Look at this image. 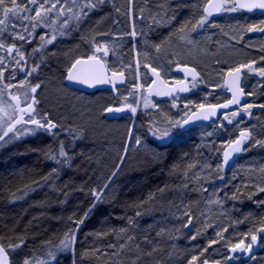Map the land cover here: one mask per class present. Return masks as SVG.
<instances>
[{
  "label": "trees",
  "instance_id": "trees-1",
  "mask_svg": "<svg viewBox=\"0 0 264 264\" xmlns=\"http://www.w3.org/2000/svg\"><path fill=\"white\" fill-rule=\"evenodd\" d=\"M85 2L77 0L73 13L81 15L79 5ZM202 5L203 0H104L91 10L84 8L88 14L81 15L79 21L69 19L72 14L59 18L55 13L49 14L46 25L38 26L31 35L25 31L27 42L16 39L12 29L22 24L31 30L34 21L13 19L0 35V43L5 45L0 49L5 66L3 81L11 73H16V80L22 79L36 67L31 74L33 79L48 76L56 78L59 84L64 82L61 78L67 71L68 50L58 48L54 54L41 47V36L46 39L54 34L86 46L121 37L125 40L122 54L132 61L141 54L142 42L132 39L131 12L135 29L139 32L147 26V41L154 38L155 44H163L171 32L182 28L180 16L197 13L201 19ZM152 17L155 21L150 25L148 19ZM13 43L25 57L20 65L16 64L19 57L15 51L11 55L6 51ZM46 96L54 114L62 116L69 109L64 98L53 100L50 93ZM74 117L76 125L62 126L61 133L23 138L0 153V243L9 246L24 242L10 255L13 264H22L24 259L34 260L35 264L50 261L48 251L58 247L65 234H71L73 243L69 249L58 252L51 264H187L186 248L182 249L183 256L176 254L179 242L189 243L183 241L188 236L183 225L186 216L174 210L188 196L183 191L186 175L201 162L197 140L191 137L157 143L151 138L150 117L138 116L146 131H136L145 137L144 145L148 144L149 149L144 145L135 148L134 142L124 157L128 121L90 117L83 112ZM61 143L68 159L57 163L50 157L58 153ZM122 158L123 163L113 176ZM222 173L227 174L223 170ZM93 190L104 191L100 202L92 195ZM237 199L243 216L237 228L218 244V252L213 255L205 254L212 245L205 242L208 238L204 233L198 242L202 249L194 255L198 264L208 261V256H226L230 244L247 240L255 230L264 227V208L247 203L241 196ZM193 200L188 196L186 202L193 205ZM192 215L196 217L195 213ZM80 220L83 223L77 228ZM209 239H214L212 233Z\"/></svg>",
  "mask_w": 264,
  "mask_h": 264
},
{
  "label": "rangeland",
  "instance_id": "rangeland-1",
  "mask_svg": "<svg viewBox=\"0 0 264 264\" xmlns=\"http://www.w3.org/2000/svg\"><path fill=\"white\" fill-rule=\"evenodd\" d=\"M207 1L203 0L202 10ZM17 2H20V0H17ZM28 6L33 7L32 5ZM32 14L34 15V13ZM0 16H2V13H0ZM199 16L197 13L184 17L180 16L182 28L171 32L163 44H155L154 38L147 41L145 35L149 31L147 26L141 27L139 32L135 29L131 12L132 39L135 43L139 40L142 42L141 54L132 61L122 54L125 40L121 37L115 36L113 39H109L110 41L103 40L102 43H92L90 46H86L81 41L75 42L58 38L54 34L46 38L56 37L51 44L43 46L53 51L54 54H57L58 48L68 50L65 64L67 70L76 58L93 54L95 45H106L111 51L110 57L105 60L110 72L123 71L128 79L127 84L119 90L117 97L107 90H100L95 93L71 91V88L68 89L65 84V77L61 78L64 82L59 84V82H56V78L52 79L48 76L33 79L31 76L26 77L25 75L22 79L16 80V73H11L6 82H0V89L4 88V84L17 86L4 89V99L9 100L8 93L22 91L19 85L21 81H25L24 88L28 89L30 96L35 94L43 103L39 106L38 113L41 111L40 108L47 107L49 110L47 113L57 122L60 131L64 126L76 125L77 119L75 120L74 116L82 112L90 117L103 118V116L105 117V109L110 106L125 109H130L128 105L135 107V113H126L123 118L125 121H129L126 148L130 150L134 142L135 148H139L146 143L145 137L136 131L137 128L141 132L146 131L143 125L144 122H136L138 116L150 117L153 124L149 128L150 131L154 127L163 129L170 121H182L185 114H188L192 109L204 104L218 103L226 98V87L223 79L227 69L251 63L253 70L249 71L245 68L243 85L250 97L247 105H252V107L246 108V105L243 109L233 112L236 115H233V113L225 114L214 123L200 125L189 131H184L183 128L176 129L173 135L163 141L151 134V138L155 139L157 143L191 137L197 140L196 144L198 145L201 162L188 172L186 183H184L185 189L183 188V191L185 190L195 202H193V205L187 203L188 196H184L180 205L174 210L175 212H184L183 214L186 216L183 225L188 236L183 241L189 243L180 244L179 242V246L176 245V254L183 256L182 249L186 248L185 252L189 256L187 264H198L196 261V263L192 262V257L202 249L198 242L203 239L204 233L208 238L205 242L212 245V248L207 250L205 254L213 255V253L218 252L216 251L218 244L225 242L227 235L237 228L239 218L243 217L237 199L238 196L245 198L244 201L247 203L252 202L256 207L264 208V191H261V189H264V107H261V105H264V76H261L258 71L259 68L264 67V59H262L264 57V32L248 30L253 25L257 28H264V16L260 14L249 15L241 11H224L218 18H208V23L202 28L198 25ZM141 19L140 17V22ZM153 21H155L154 17L148 19L150 25ZM24 28L25 25L22 24L15 26L12 29V35L15 36V33L20 32L25 36ZM133 32L136 33L135 36L132 35ZM157 45H159V51H157ZM161 46L163 48H160ZM89 47L93 48L92 53L89 52ZM146 63L160 69L165 79L170 83L175 82L178 78L173 70L177 64L196 66L202 77L200 81L191 84L194 89L193 94L187 97H179L170 102L147 97L149 106L145 107L144 94L151 83V79L144 69ZM36 84H40V87L36 90L38 92L33 94L29 85L35 86ZM193 84H195V87H193ZM138 85H143V87H138ZM48 93L52 94L53 97L51 98L53 100L60 96L64 98V103L69 105V109L62 116L54 114L52 112L54 109L47 105L48 98L46 95ZM152 105H155V107ZM37 118L40 117L37 116ZM229 120H231V123ZM102 123L104 122L102 121ZM108 125L111 126L112 124ZM114 126L116 127V124ZM27 127L34 126L28 125ZM58 129L53 130V132L56 133ZM241 132L247 134L249 144L233 167L229 171H225L223 167H220L224 149ZM37 133L23 135L3 144L0 146V153L5 152L10 146H16L23 138L37 137ZM9 135L11 136V133ZM137 138H139V144L136 143ZM257 140L262 141V143H256ZM144 146L149 149L148 144ZM222 170L227 174H223ZM192 213H195L196 217H193ZM189 218H191L192 226L190 230H186L185 225L189 224ZM210 233L214 236L213 240L209 239ZM217 233H220V235H217ZM250 239L251 236L246 241L249 242ZM193 242L195 244H191ZM219 255L210 258L208 256L206 259L220 260L221 262L228 261L226 260L228 254L226 256L222 254V257H219ZM255 257V260L249 262H246L243 258L233 260L232 264H264V243H261V252ZM180 263L186 264L183 261ZM203 263L204 261L201 264Z\"/></svg>",
  "mask_w": 264,
  "mask_h": 264
},
{
  "label": "snow or ice",
  "instance_id": "snow-or-ice-1",
  "mask_svg": "<svg viewBox=\"0 0 264 264\" xmlns=\"http://www.w3.org/2000/svg\"><path fill=\"white\" fill-rule=\"evenodd\" d=\"M103 2L104 0H96L95 3L91 2V0H87V2L80 4L79 9L81 15L87 16L88 14L87 12H84V8H88L89 10H91ZM58 4L61 5L60 8H57ZM65 4L68 5L67 8L64 7ZM21 5L24 6L22 7ZM28 5H32L33 7H29ZM46 5L49 6L45 7ZM76 5L77 0H63V3H61V0H26V2L25 0H20L19 3L17 2V0H0V13H2V16H0V35H3L13 19H28L30 21H34V23L31 24V30L27 28L24 29V31L29 32V35H31L38 26L46 25L50 18L49 14L52 13H55L57 18L65 14H72L71 16H69V19L75 18L77 21H79V19H81V15L73 13V6ZM221 10L229 12L239 10H247L249 12H253L254 10H259L262 14H264V0H219L218 3L210 4L209 6H206L204 8V15L198 21L199 27L202 28L206 23H208V18L212 15L213 11L219 12ZM117 11L119 10L117 9ZM21 13H34V15L22 16ZM64 23L67 24V20H65ZM248 30L264 32V28H257L254 25L251 26ZM61 35H63V33H61ZM132 35L135 36L136 33L133 32ZM15 38L26 41V37L20 32L15 33ZM40 39L43 42L41 47H43L46 44H51L56 39V37L52 36L50 39H45L44 36H41ZM3 48H5V45L3 43H0V49ZM156 48L157 51H159V45H157ZM6 51L9 55H11L13 51H15L16 55L19 57V59L16 60L17 65H20L21 61L25 59L23 52H21L20 48L17 47L14 43L11 46H8L6 48ZM97 53H102V56L97 55ZM107 55L108 49L106 45H95V51L92 55L88 56L87 58L75 59V61L68 69L67 79L69 81L85 84L89 87L109 84L113 87V89H115L117 80H119L121 83H124V73L123 71L119 73L116 71H112L109 75L108 70L105 68V61L103 59V57H106ZM262 59H264V57H262ZM145 67L147 68L149 66L145 65ZM242 68H247L249 71H252L253 65L251 63L247 65H241L240 67L233 69L229 73V75L234 74L235 80L238 81L239 74ZM4 71V58L0 57V82H2L4 79ZM21 71H23V68H21ZM35 71L36 67H34L31 72L26 73V77L31 76L32 72ZM151 71L157 76V78H159V73L155 67L151 68ZM185 71L190 72L192 74L193 80L195 81L197 75L195 69L186 68ZM258 71L261 76H264V67L259 68ZM153 83H155V81H153ZM24 84L25 81H21L19 85V88L22 89V91H18L16 93H8V96L10 97L9 100L4 99V89H10L17 86L4 84V88L0 89V146L20 136L27 134H36L39 131L55 135L53 130L57 129L58 124L56 122H53L47 115H42L39 119H37L39 113L36 112L34 105L37 104L38 101L34 96H30L28 89L24 88ZM29 87L31 93H35L37 88L40 87V84H36L35 86L29 85ZM138 87H143V85H138ZM193 87H195V84H193ZM187 90L188 89L186 87H181L180 89H178V91ZM239 91L242 93L243 89H240ZM157 95H171V93L158 92ZM145 99L146 102L144 106L148 107L149 105L147 103V98ZM239 102V98L234 95L233 99L228 101V103L226 104L209 105V108L212 109V111L209 114L204 115L202 118L208 119L209 115H215V110L217 108H228L231 104H239ZM152 106L155 107V105ZM128 107L130 108L132 113L136 112L135 107H131V105H128ZM201 107L204 106L201 105ZM250 107H252V105L246 106V108ZM261 107H264V105H261ZM123 110V108L111 107L105 109V111L108 113H118ZM233 115H236V113H233ZM200 118L201 117L199 116L196 117V119ZM191 119L192 117H189L187 116V114H185V117L182 121H170L163 129L154 127L153 129H151L152 135L157 139L163 141L173 135L176 129H182L190 122ZM229 122L231 123V120H229ZM28 125H33L34 127L29 128L27 127ZM10 133L11 136L9 135ZM241 138V140H237L234 142L236 147L232 149L233 152L241 151L240 145L243 140L248 139V136L246 133L241 132ZM136 143H140L139 138H137ZM256 143L259 144L262 143V141L257 140ZM230 155L231 154L229 152L224 153V161L223 165L220 166L221 168L224 165L228 164ZM50 158L52 160H55L57 163L64 162L68 159L67 153L65 152L62 143L60 144L58 153L56 155H52ZM60 158H63V161ZM53 173H55V169L53 170ZM114 175L115 173H113V176ZM47 179L48 177H45V180ZM107 187L108 184H105L104 189H107ZM261 191H264V189H261ZM92 195L97 202H100L103 196V190H93ZM137 215H140V213L138 212ZM85 216H87V213L85 214ZM190 222L191 218H189V223ZM82 223L83 220L78 221L77 228L79 224ZM121 231H123V229H121ZM217 235H220V233H217ZM23 243V240H21L20 244L17 245L5 246L3 244H0V264H13V261H11L9 257L15 252L17 248L22 247ZM72 243L73 241L71 239V234H65V238L60 242V245L48 251L47 255L51 258V260L40 261L39 264H51V261L55 260L56 254L58 252L69 249ZM261 243H264V227L255 230V232L251 234V239L247 244H245L244 240H241L239 243L231 245L229 249L230 254L226 257V260L232 261L239 260L241 258L255 260L256 257L253 253L254 246L258 247ZM244 254L247 255L245 256ZM196 259L197 257H192V261H195ZM22 264H35V262L34 260L24 259ZM204 264H207L206 260L204 261ZM217 264H220V262H217Z\"/></svg>",
  "mask_w": 264,
  "mask_h": 264
},
{
  "label": "water",
  "instance_id": "water-1",
  "mask_svg": "<svg viewBox=\"0 0 264 264\" xmlns=\"http://www.w3.org/2000/svg\"><path fill=\"white\" fill-rule=\"evenodd\" d=\"M219 0H209L206 6H209L210 4H215L218 3ZM204 7V8H205ZM240 11H244L247 12L249 14H253L255 12H258L260 14H262L259 10H254L253 12H249L247 10H240ZM223 10L216 12L213 11L212 15L210 16V18H217L218 16H220L222 14ZM264 15V14H263ZM108 49V48H107ZM102 54V53H100ZM110 56V52L108 50V55L105 58H108ZM88 56H83V57H78V58H87ZM77 59V58H76ZM75 61V60H74ZM73 61V62H74ZM105 61V60H104ZM149 67H145L146 71L148 72L149 76L151 77V83L148 86V89L146 91V94L149 97H156L165 101H171L172 99H174L176 96H178L180 94V96H187L189 94H191L193 91L190 87V80H193L192 78V74L190 72H186L185 69H195L196 72V79H199L201 77L199 71L193 67V66H189V65H182V64H178L174 67V72L177 73L178 75H180L182 77L181 80L174 82V83H168L164 77L162 76V73L160 70L157 69L158 73H159V78H157V76L155 74L152 73L151 68H153L151 65L147 64ZM105 68L108 70V67L105 63ZM235 69V68H234ZM233 69H229L226 71L225 76H224V85L227 88V93L229 95V99H227L226 101L217 103V104H208V105H203L204 107H198L195 110H193L188 116L192 117V119L190 120V122L185 125L183 127L184 131H188L198 125L201 124H210L212 122L217 121L224 113H228L232 110H235L237 108L242 107L245 103L248 102L249 98L248 95L246 94L245 90L242 87V83L244 81V68L241 69V72L239 74V80H235V76L233 75H229V73L232 71ZM109 72V70H108ZM68 73V71H67ZM67 73H66V79H65V83L68 87L78 90V91H82V92H86V93H92L95 92L99 89H109L111 90L114 94H117L118 88L124 87L127 83V76L124 73V83H121L119 80L116 81V87L115 89H113V87L109 84H103V85H95L93 87H89L85 84H81L78 82H73V81H69L67 79ZM119 73V72H118ZM110 75V73H109ZM153 81H155V83H153ZM181 87H186L188 90L187 91H178V89H180ZM243 89V92L241 93L239 90ZM167 93L170 92L171 95H157V93ZM237 96L239 98V104H231L228 108H217L215 110V115H209L208 119H203L202 117L206 114H209L212 109L209 108V105H223L228 103V101L233 99V96ZM111 108H121V107H111ZM125 112H130V110H123L121 112L118 113H108L105 111V116H107L108 118H115L118 117L122 114H124ZM199 116L201 117L200 119H196V117ZM241 135L238 136L234 141H232L229 145L226 146V148L224 149L223 155H222V165H223V161H224V153L225 152H229L231 155L229 157V162L227 165L223 166V169L226 171H229L234 163L236 162V160L242 155L244 149L248 146V141L247 140H243V142L241 143L240 147H241V151L239 152H233L232 149L234 147H236L235 145V141L237 140H241ZM192 226V223L190 222L187 226H186V230H190ZM1 244V243H0ZM245 244H247L245 242ZM230 247L228 248V252H229ZM260 251V246L256 247L254 246L253 249V253L256 254ZM230 254V252H229ZM245 256L247 254H244ZM9 259L11 260V258L9 257ZM245 260H250V259H246ZM217 262L219 261H207V264H217ZM204 264V263H203ZM220 264H229V263H222L220 262Z\"/></svg>",
  "mask_w": 264,
  "mask_h": 264
},
{
  "label": "flooded vegetation",
  "instance_id": "flooded-vegetation-1",
  "mask_svg": "<svg viewBox=\"0 0 264 264\" xmlns=\"http://www.w3.org/2000/svg\"><path fill=\"white\" fill-rule=\"evenodd\" d=\"M252 15V14H251ZM237 67H240V66H236V67H234V68H237ZM234 68H229V69H234ZM229 69H227V70H229ZM226 70V71H227ZM243 74H244V80H245V68H244V71H243ZM225 76V75H224ZM201 77H202V74H201ZM201 77L198 79V80H191L190 81V85L192 84V83H194V82H197V81H200V79H201ZM182 79V77L180 76V75H178V78L176 79V81H179V80H181ZM175 81V82H176ZM174 83V82H173ZM223 83H224V79H223ZM244 81H243V83H242V87H243V89L245 90V92H246V94L248 95V93H247V91H246V89L244 88ZM191 87H192V85H191ZM226 87V86H225ZM70 89V88H69ZM71 90H74V89H71ZM192 90H193V93H194V89L192 88ZM75 91H77V90H75ZM97 91H99V90H97ZM36 92H38V91H36ZM77 92H80V91H77ZM192 93V94H193ZM34 94V93H33ZM116 97L119 95V93L118 94H114ZM191 95V94H190ZM34 97H35V99L38 101V103L37 104H35L34 105V107H35V109H36V112L38 113V109H39V106H41V104L43 105V103H42V101L41 100H39L36 96H35V94L33 95ZM179 97H183V96H177L175 99H177V98H179ZM250 98V97H249ZM158 99V98H157ZM227 99H229V95H228V93H227V88H226V98H224V99H222V101L221 102H223V101H226ZM161 100V99H160ZM163 101V100H162ZM218 103H220V102H218ZM196 109V108H195ZM40 112H39V117L40 116H42V115H47L53 122H55L52 118H51V116H50V114L49 113H47L49 110H48V108L47 107H45L44 109H41L40 108ZM128 113H131V110H130V112H127V114ZM126 114V113H125ZM125 114L124 115H121V116H119V117H115V118H109L110 120H121V119H123L124 117H125ZM228 114V113H227ZM38 119V118H37ZM138 121V119L136 120V122ZM57 123V122H56ZM30 126V125H29ZM57 129H58V127H57ZM55 130V129H54ZM58 132H60V129H58L57 130V132L56 133H58ZM40 133V134H39ZM39 133H37V135H50V134H48V133H46V132H43V131H39ZM240 135V134H239ZM238 135V136H239Z\"/></svg>",
  "mask_w": 264,
  "mask_h": 264
},
{
  "label": "bare ground",
  "instance_id": "bare-ground-1",
  "mask_svg": "<svg viewBox=\"0 0 264 264\" xmlns=\"http://www.w3.org/2000/svg\"><path fill=\"white\" fill-rule=\"evenodd\" d=\"M209 1V0H208ZM207 1V2H208ZM206 2V3H207ZM206 3H205V5H206ZM205 5H204V7H205ZM204 7H203V14H204ZM188 15V14H187ZM186 14H185V16H187ZM110 52V55H111V51H109ZM90 55H92V54H89V55H86V56H90ZM178 65V64H177ZM189 66H193V67H195V68H197L196 66H194V65H192V64H188ZM166 102H169V101H166ZM209 104H213V103H209ZM204 105H208V104H204ZM111 107V106H110ZM110 107H108V108H110ZM129 122V121H128ZM134 126H135V122H134ZM232 142V141H231ZM230 142V143H231ZM229 143V144H230ZM228 144V145H229ZM226 148V147H225ZM124 151H125V153H127L129 150H127V148L125 147V149H124ZM123 160H124V158H122V160H121V162H120V164H119V167L116 169V171H115V174L118 172V170H119V168H120V166L122 165V163H123Z\"/></svg>",
  "mask_w": 264,
  "mask_h": 264
}]
</instances>
